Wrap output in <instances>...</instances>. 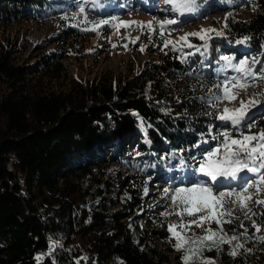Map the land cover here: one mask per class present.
<instances>
[{"label": "trees", "instance_id": "obj_1", "mask_svg": "<svg viewBox=\"0 0 264 264\" xmlns=\"http://www.w3.org/2000/svg\"><path fill=\"white\" fill-rule=\"evenodd\" d=\"M113 1L99 0L101 9L95 10L90 0L91 6L85 4L89 19L112 17ZM205 1L198 0V6ZM218 1L239 4L249 15L226 18L204 68L200 57L187 56L184 62L179 52L161 47L158 60L133 74L76 79L64 57L81 50L73 41L91 25L79 11L75 19L67 15L77 0H0L1 24L28 13L60 24L59 49L43 51L33 64L17 57L14 39L0 37V264H175L158 245L170 240L167 224L175 219L161 215L168 201L142 206L146 170L160 171L158 161L165 159L174 171L183 160L193 174L192 157L199 160L206 152L203 141H214L209 126L218 120L204 115L212 109L197 99L205 94L197 76L214 83L223 55L234 57L233 63L255 58L264 64V0ZM246 36L247 42L238 43ZM258 82L264 91V82ZM251 117L253 132L264 129V105ZM128 143L134 149L126 148ZM135 150L140 154L136 170L117 178L104 175L108 164L128 162ZM113 185L121 196L112 195ZM138 208H145L148 224L157 229L139 226ZM53 241L59 245L48 255ZM245 247L252 251L232 257L225 245L205 255L217 264H264V243L251 240Z\"/></svg>", "mask_w": 264, "mask_h": 264}, {"label": "snow or ice", "instance_id": "obj_2", "mask_svg": "<svg viewBox=\"0 0 264 264\" xmlns=\"http://www.w3.org/2000/svg\"><path fill=\"white\" fill-rule=\"evenodd\" d=\"M86 3L87 0L81 3L79 15L85 24L93 26L86 27L85 31H96L111 22L109 19H89ZM165 4L171 6L173 14L179 15L192 13L198 8V0H165ZM75 18L76 14L73 16V19ZM130 23L140 24L142 28L163 37L167 27L177 24L178 19L159 20L153 17L146 24L138 21H122L117 27L128 26ZM156 25L159 26L158 33ZM211 33L217 36L223 35L222 31L216 29H201L198 32L185 33L175 42L164 39L163 47L171 46L175 51L176 44L180 43L181 49L194 48L195 53L188 52L181 57L186 62L187 56L196 53L204 55L207 52L208 41L212 39ZM189 37H198L203 43L194 45ZM136 39L138 40L139 37ZM249 39L250 37L246 36L238 43L247 42ZM124 47H127V44ZM140 51H144V47H141ZM234 59L229 55L220 57L223 64L216 74L215 82L211 85L206 83L203 76H197L198 81L201 82L200 88L205 93L197 99L212 109L204 115H214L217 120L230 125L212 136V139L219 141L216 147L204 152L199 160L192 157L195 161L193 172L208 179L194 180L163 189L164 198L168 203L161 215L175 217L174 220L168 221L167 228L170 241L174 242V248L183 254V264H217L216 259L206 256L205 252L212 250L221 252L227 245L228 254L236 257L241 254V250L252 251L251 248L245 247L249 241L264 243V129L253 132L256 122L251 117L254 109L264 105V91L253 93L247 99L241 96L242 92L255 87L257 81L264 82V64L255 58L241 59L237 63H233ZM257 64H261L259 72L256 71ZM228 69H232L238 75H226ZM195 87L193 85V90ZM233 103L237 106H227ZM165 111L167 114L170 109ZM211 133L212 126H209V135ZM203 142L207 143L206 140ZM180 163L182 166L185 165L183 160ZM243 173L254 174L256 178L250 179L242 175ZM221 178L237 180L238 183L235 187L225 185ZM147 193L148 188L145 187L144 194ZM229 225H237L242 231H238L237 227H227ZM249 228L253 230L251 233ZM58 245L59 241H53L49 245L48 255H52ZM36 260L39 262L41 257L37 256ZM76 264L80 262L77 261Z\"/></svg>", "mask_w": 264, "mask_h": 264}, {"label": "rangeland", "instance_id": "obj_3", "mask_svg": "<svg viewBox=\"0 0 264 264\" xmlns=\"http://www.w3.org/2000/svg\"><path fill=\"white\" fill-rule=\"evenodd\" d=\"M91 1L95 2V5L92 4L95 10L101 9L99 0ZM77 2L78 4L76 7L73 6L74 4H69L71 11L67 12L68 16H73V13L79 11V7L83 0H77ZM89 3H91L90 0H87L86 4L91 6ZM113 3L115 4V12L112 14V17L108 18L111 22L96 31H86L82 37L74 39L73 42L75 47H79L81 50L77 49V52L66 54V57H64L69 74L74 78L89 79L99 76L103 72H110L114 75L122 76L133 74L139 69L146 67L150 62L159 59V51L161 47H163L164 39L175 42L185 33L198 32L201 29H216L218 31L223 27L227 17L246 18L249 15V11H243V7L241 8L239 4L233 7L224 6L221 5L218 0H206L203 6H198L196 11L184 15L173 14L171 6L165 4V0H114ZM107 9H111L110 6H108ZM109 11L110 10H107V12ZM107 16L110 15L107 14ZM113 17H115V19H113ZM153 17L159 20L176 18L178 19V23L168 26L165 30L166 34L163 37L159 34L152 33L146 28H142L141 25L137 23H130L128 26L117 27L122 21H138L146 24L148 21L152 20ZM59 26L58 20L28 13L25 17L17 21L4 24L0 23V37L9 35L11 39H14V41L19 44L17 57H19L20 60H26L28 63L33 64L34 60L43 51L59 49L56 43L58 38L56 33L59 30ZM92 26L93 25H90L87 28H91ZM156 28L158 33L159 26L156 25ZM214 34L215 33H211L212 39L208 41L209 48L206 54L208 52L209 54L206 56L200 53L191 55L192 57H200L199 62L203 65L201 69L204 68L207 61H209L214 45L220 42V39L214 36ZM137 37H139L138 40L136 39ZM189 39L194 45H201L203 43L198 37H189ZM125 44H127V47H124ZM158 45H160V47H158ZM141 47H144V51H140ZM169 47L171 48V46ZM176 49L175 51L179 52L180 57H183V55L188 52L195 53L194 48L189 49L183 47L181 49L180 43L176 44ZM201 51H203V49H201ZM256 71L259 72V70ZM225 74L228 76L238 75L232 69H228ZM175 78H177V81H182L180 77ZM261 89L262 85L257 81L255 87H251L247 91L242 92L241 96L247 99L253 93L260 92ZM223 106L224 105H221V107ZM227 106L235 107L237 104L233 103ZM226 127H230V125H226L224 122L218 120L217 125L215 124L212 127L211 134L213 135L211 136L217 135L220 131L225 130ZM214 141L204 144L206 151L217 146L219 142ZM126 148L130 150L134 149L132 143H128ZM137 154L138 152L135 150V156L129 158L126 163L113 162L108 164L104 168V175L117 178L118 176H123L136 170L137 165H139L138 158L140 157V155ZM147 155L150 159L157 157L156 154ZM202 156L198 157V159L202 158ZM163 160L160 159L158 161L162 164L160 171L155 172L153 169L146 170V173H148L146 176L148 178V184L146 186L148 188L147 195L144 194L145 187L142 190V196L144 197L142 206L145 208L146 205H152L165 199L163 194V189L165 187H175L194 180L208 179L198 173L193 172L192 174L187 168H183L180 162L174 164L176 169L173 171L171 170L170 164L166 163L165 159ZM149 177H151L150 180ZM221 180L225 185H231L237 182L236 180L230 181L227 178H221ZM114 186L115 185L112 186L113 189L111 190L112 195L121 196L117 186ZM145 208H138L137 210V214L140 215L138 220L139 226L148 230L157 229L158 227L156 225L148 224L145 217ZM173 243L174 242L168 240L167 243L164 244L163 242H159L158 245L166 249L175 264H183V254L174 248Z\"/></svg>", "mask_w": 264, "mask_h": 264}]
</instances>
